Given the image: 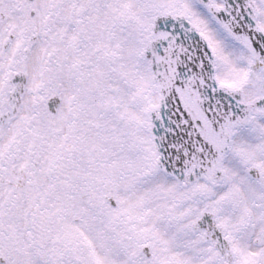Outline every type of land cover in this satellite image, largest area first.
Returning a JSON list of instances; mask_svg holds the SVG:
<instances>
[{"label":"snow or ice","instance_id":"1","mask_svg":"<svg viewBox=\"0 0 264 264\" xmlns=\"http://www.w3.org/2000/svg\"><path fill=\"white\" fill-rule=\"evenodd\" d=\"M0 264H264V0H0Z\"/></svg>","mask_w":264,"mask_h":264}]
</instances>
